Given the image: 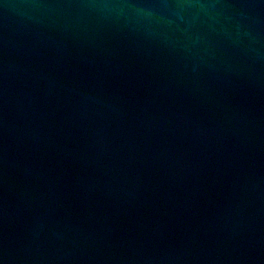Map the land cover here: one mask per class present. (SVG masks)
Wrapping results in <instances>:
<instances>
[{"label": "water", "instance_id": "water-1", "mask_svg": "<svg viewBox=\"0 0 264 264\" xmlns=\"http://www.w3.org/2000/svg\"><path fill=\"white\" fill-rule=\"evenodd\" d=\"M0 264H264V0H0Z\"/></svg>", "mask_w": 264, "mask_h": 264}]
</instances>
